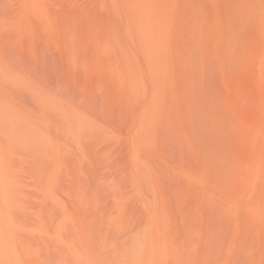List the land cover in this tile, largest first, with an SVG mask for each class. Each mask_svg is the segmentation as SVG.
I'll use <instances>...</instances> for the list:
<instances>
[{
    "label": "bare ground",
    "instance_id": "1",
    "mask_svg": "<svg viewBox=\"0 0 264 264\" xmlns=\"http://www.w3.org/2000/svg\"><path fill=\"white\" fill-rule=\"evenodd\" d=\"M45 2L21 0V12L15 18L14 27L22 33L27 30L30 14L47 20ZM91 2L108 9L110 15L104 19L106 14L96 17V11L85 14L86 30L77 35L80 48L85 53V61L87 52L91 53L86 61L87 68L89 66L90 72H95L97 85L107 92L106 107L109 104L112 107L109 109L115 111L117 108L126 118L131 116L128 167L130 183L136 191L131 196L136 198L144 189L151 195L140 200L141 207L137 209L142 210L143 219L138 218L141 223H135L139 224L136 227L132 219L129 222L132 226L127 225L128 198L124 200V194H119L121 191L114 193L117 213L111 225L119 231L126 228L130 235L120 253L125 261L120 262L171 264L188 251L194 263L200 260L205 264L211 258L208 253L216 251L212 245L218 238L219 248L215 249L221 255L214 264H264V0H259V6L257 0ZM197 53L204 79L208 80L216 61L225 83L231 87L230 94L224 95L215 81L198 85L194 73ZM212 77L215 76L212 74ZM255 79L257 84L253 83ZM255 85L258 90L253 87ZM255 89L258 95L252 91ZM67 116L70 118L65 129L68 132L101 129L73 108L67 111ZM21 118L25 120V116ZM197 122L199 125L195 124ZM194 125L197 128L194 129ZM33 126L42 135L43 129H38L37 123ZM202 132L206 135L205 140L199 142L197 138L203 135H197ZM167 139L178 140L176 144L179 142L185 150L191 149L197 161L196 168L186 167L177 172L162 166L157 161L159 151L174 145L164 144ZM8 150L0 140V264H22L16 248L20 239L16 234L25 229V224L18 213L20 194L16 187L18 183L9 171ZM35 161L37 163V159ZM32 166L34 168L36 164ZM38 174L39 179L43 174ZM165 175L174 184L171 193L181 195L180 236L173 231V216L161 190ZM44 176L41 177L43 195L54 198L55 174L51 171ZM73 212L63 209L52 230L54 239L65 245L68 244L63 232L69 226L75 227L76 232L85 230L78 214ZM64 253L63 256L68 254ZM85 261V255L78 250L70 262L80 264Z\"/></svg>",
    "mask_w": 264,
    "mask_h": 264
},
{
    "label": "rangeland",
    "instance_id": "2",
    "mask_svg": "<svg viewBox=\"0 0 264 264\" xmlns=\"http://www.w3.org/2000/svg\"><path fill=\"white\" fill-rule=\"evenodd\" d=\"M9 1L0 0V140L10 150H8L11 164L9 171L14 181L18 183L16 187L20 194L18 213L25 224V229L16 231L21 243H18L16 248L23 260L22 264H72L70 261L78 250L82 251L86 259V263L80 264H127L121 263L125 260H122L120 253H123L122 250L125 249L123 245L129 241L130 235L126 228L124 231H119L111 225L112 218L117 213L114 195L117 191H121L119 194H124H121L123 199L128 198L127 225L131 226L132 223L129 222L132 220L133 224L141 223L142 210L137 208L141 207V198L151 197V195L147 189H144L141 194L138 193L136 198L131 196L136 193L130 183V167H128L131 116L126 118L125 115H122L124 113L119 114L117 108L116 113L113 109H109L112 108L109 107V104L106 107L108 98L105 94L107 92L103 91L104 87L97 85V78L92 68L90 67L91 72L89 66L87 68L86 61L88 57L90 58L91 53L87 52L85 61V53L80 48L81 44L77 37L78 33L81 34V31L85 32L86 30L88 22L85 14L89 11L95 14L96 11L94 16L105 17L106 14L104 18L106 19L109 17L110 11L98 7L96 3L91 2L92 0L89 2L88 0H44L49 19L42 20L41 18L40 20L39 17L30 14L27 17L28 29L22 33L14 27L15 18L21 12V0ZM87 2L91 3L90 7ZM257 5L259 6V0H257ZM93 9L95 10L93 11ZM199 16L201 15L199 14ZM58 19L64 25L60 24ZM80 54L83 56L81 55V57ZM77 56L79 57L77 58ZM197 56L198 58L194 61L196 63L194 67L197 66L194 73L195 77L197 76L198 85L201 87L215 81L224 95L230 94L231 87L225 83L217 62L214 61L210 77L205 80L199 62V53ZM84 64L86 65L84 66ZM195 70L197 71L195 72ZM212 74L215 77H212ZM256 79L254 84L258 82ZM253 87L257 88L256 85ZM224 89L227 91L225 92ZM257 90L252 91L257 92L258 95ZM56 105L58 107L60 105V108ZM68 106L82 113L85 120L88 119L92 123L98 124L101 129L99 131L86 129L87 131H82L83 134L66 131V124L70 121L67 111L72 109H69ZM110 110L114 113L109 112ZM20 116H25V120L23 121L24 118ZM28 122L31 123L28 124ZM33 123H37L38 129H43L42 135L35 129ZM64 126L65 128H63ZM195 127L197 128L196 125H194V129ZM201 130L199 131L201 132ZM203 133L197 135L199 137L203 135V138H199L200 140L197 138L199 142L205 140L206 135ZM28 141L30 146H26L29 145ZM175 141L178 140L167 139L166 142H163L174 145L170 147L166 144L165 146H169V149L162 146L160 149H163L159 151L157 161L167 167L166 169H171L170 171L182 172V169L191 166L196 168L197 161L194 153H191V149L185 150L179 142L176 144ZM38 152L40 156L37 155ZM165 153H168L169 156H165ZM57 156L59 164L56 165ZM36 159L37 163L42 159L38 163L39 165L35 163ZM32 163H35L36 166ZM47 164L48 166H46ZM42 167H44L43 172ZM51 171L56 177L54 198H49L47 195L44 197L42 190V178ZM39 172L41 175L43 174L42 178L40 177L41 180L37 178ZM165 177L166 179L161 184V190L166 196L171 216H173V231L177 236H180L182 233V225H180L182 223L179 220L181 218V195L171 193L174 184L169 182L166 175ZM73 194L80 197V200L77 201ZM175 197L179 198L176 199L178 203L175 201ZM63 209L70 212L75 210L76 212L73 213L78 214L79 220L85 228L82 232L79 229L77 232L80 234H78L75 227L69 226L63 232L64 240L68 245L56 241L52 235V230L60 219ZM138 218L140 221H137ZM53 222L54 224H52ZM136 225L139 224L134 226ZM43 229L47 231L50 229V231L47 232ZM216 233L215 236L218 237V233ZM217 239L215 238L212 245V249L216 251L209 249L212 253H208L207 256L211 258L206 256L210 264H214L220 259ZM27 250H30V253H26ZM64 252L68 253L70 257L68 254L63 256ZM184 254L179 261L171 264H196L188 251H184ZM62 257L69 258V260ZM87 260L89 261L87 262ZM207 261L205 264H208ZM197 264L203 263L199 260Z\"/></svg>",
    "mask_w": 264,
    "mask_h": 264
}]
</instances>
